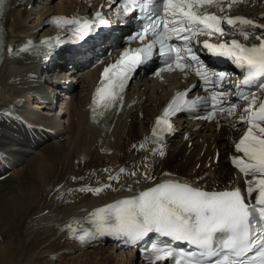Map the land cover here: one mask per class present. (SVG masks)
Instances as JSON below:
<instances>
[{
    "label": "bare ground",
    "instance_id": "bare-ground-1",
    "mask_svg": "<svg viewBox=\"0 0 264 264\" xmlns=\"http://www.w3.org/2000/svg\"><path fill=\"white\" fill-rule=\"evenodd\" d=\"M74 7L72 0H8L2 11L4 43L20 54L12 58L5 47L0 64V152L27 161L26 175L19 183H10L11 177L0 182V264H136V254L112 236L81 243L76 237L87 228L84 220L94 210L137 195L166 178L196 179L208 189H230L235 172L227 164V153L246 159L235 149L243 136L231 142L234 131L225 127L218 134L209 126L192 132L190 146L178 145L182 137L169 140L166 148L149 145V121L167 93L163 84L151 78L131 85L130 96L136 95L141 106L123 111L105 131L86 123L84 107L92 71L61 110L47 113L49 117L41 118L40 104L24 105L25 97L29 99L26 92L50 101L58 96L43 82L48 74L39 61L21 49L48 32L43 25L47 15H68ZM261 11L264 7L246 9L250 15ZM45 130L62 132L61 140L29 150L24 138L35 145ZM86 170L99 176L85 177ZM145 173L151 179H145ZM110 176L118 179L110 180ZM96 188L102 191H88ZM243 189L247 193V186Z\"/></svg>",
    "mask_w": 264,
    "mask_h": 264
},
{
    "label": "snow or ice",
    "instance_id": "snow-or-ice-1",
    "mask_svg": "<svg viewBox=\"0 0 264 264\" xmlns=\"http://www.w3.org/2000/svg\"><path fill=\"white\" fill-rule=\"evenodd\" d=\"M117 2L121 5L117 9L118 19L138 10L140 15L137 19L144 21L141 29L130 39L144 41L147 36L152 39L142 47L126 49L115 64L104 68L101 86L97 87L93 96V105L102 104L106 110L115 107L122 100L121 93L130 74L138 66L150 61L154 57V50L158 48L156 54L163 59L167 70L175 66L185 72L195 66V75L203 81L202 86L212 87L204 88L209 93L207 97H197L195 100H183L185 93H178L180 102L173 99L163 110V116L156 119L154 137H157V132L173 131L168 117L192 110L202 102L210 101L211 108L221 113L225 112L224 105L229 104L228 114L231 115L237 109V104L225 101L227 93L223 90V81L230 74L208 68L195 47L197 43L202 44L209 55L226 58L238 69L244 70L246 75L241 86L255 85L264 89V33L254 35L244 28L248 26L254 30L264 28V25H258L253 19L243 16L210 12L209 7H216L222 13L227 11L221 6L220 0H113L114 4ZM235 2L237 0H230L228 10ZM5 3L6 0H0V12ZM55 24L57 27L73 26L70 29L74 37L72 43L84 42L100 26H110L109 20L100 11L95 13L94 20L57 17ZM225 24L233 29L239 26V35L244 40L254 36L259 43L246 45L236 39L221 43L193 40L194 36L200 35L222 37L227 33V29L222 26ZM178 41L182 44L176 43ZM42 43L52 47L47 41ZM56 43L61 45L65 41L57 38ZM32 47L29 41L21 51H29ZM242 99L248 107L241 111L240 122L247 123L248 128L235 144V149L243 153L246 159L235 157L232 164L245 176H253L252 180L246 181L247 203L239 187L207 192L187 183L167 181L131 198L117 200L94 210L90 222L93 227L81 230L82 234L76 238L84 243L87 239L107 235L135 244L156 234L171 241L187 243L199 250L187 252L182 260L175 259V264H208L209 261L211 264H264V101H260L257 108L258 98L255 95L251 100L248 96ZM213 114V111H209L198 118L211 120ZM157 139H162V136ZM156 151L153 149V153ZM159 154L164 155L162 148ZM124 171L120 169L121 173ZM144 175L145 179H151L147 173ZM109 179L118 177L110 176ZM88 191L98 193L102 189ZM254 192L258 194L253 202ZM217 247L221 249L220 252L216 250ZM152 249L154 255L149 258V264L174 258V250L168 244H153Z\"/></svg>",
    "mask_w": 264,
    "mask_h": 264
},
{
    "label": "rangeland",
    "instance_id": "rangeland-1",
    "mask_svg": "<svg viewBox=\"0 0 264 264\" xmlns=\"http://www.w3.org/2000/svg\"><path fill=\"white\" fill-rule=\"evenodd\" d=\"M55 141H57L58 142V140H52V142H54V143H57V142H55ZM29 150H31V149H29ZM27 160H25V162H26ZM21 162V161H20ZM25 165H26V163H25ZM17 171V172H16ZM21 171V172H20ZM87 171H89V170H86L85 171V177H90V174H93V173H96V172H93V173H90L89 175H87ZM20 173V174H19ZM14 174V175H13ZM26 175V166H24V164H17V165H15L13 168H12V170H11V173H10V175L7 177V178H9V177H11V179L9 180V182L10 183H12V184H16V183H19L20 182V180L24 177ZM97 175L99 176V174L97 173ZM14 176V177H13ZM103 176V175H102ZM6 178V179H7ZM86 179V178H85ZM97 179V178H96ZM2 182V181H1ZM72 182V181H71ZM76 253H78V252H76ZM75 253V254H76ZM137 264V263H136Z\"/></svg>",
    "mask_w": 264,
    "mask_h": 264
}]
</instances>
